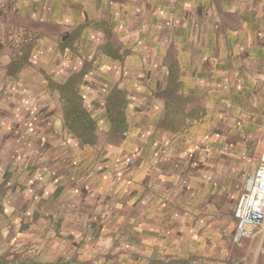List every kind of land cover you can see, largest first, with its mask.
Masks as SVG:
<instances>
[{"label":"crops","instance_id":"crops-1","mask_svg":"<svg viewBox=\"0 0 264 264\" xmlns=\"http://www.w3.org/2000/svg\"><path fill=\"white\" fill-rule=\"evenodd\" d=\"M10 2L0 0L3 5ZM12 7L15 15L8 24L27 28L34 40L22 46L20 55L10 47L0 49V110L22 112L17 122L0 118V123L12 121L20 128L25 125L20 117L28 111L46 109L49 115L40 125H49L50 141L64 148L56 149L55 159H74L68 145L73 144L74 117L78 111H90L91 100L101 94L98 83L86 88L87 73L97 69L101 71L98 79L110 80L105 77L106 69L112 72L122 63H128L134 79L145 72L148 78L160 80L161 93L182 97V112H199L197 119L185 121L183 131L192 126L197 130L204 109L215 107L209 95H214L220 84L227 87L231 112L226 119V141L231 169H238L234 160L239 162L247 149L251 150L245 146L247 134L250 145L257 140L264 147V0H14ZM111 18L113 39L105 37ZM97 31L100 37L90 41L89 33ZM144 86L148 90V85ZM230 87L240 89L234 92ZM202 94L209 100H203ZM101 102L105 105L102 111L112 109L113 99ZM256 104L257 113L253 114ZM167 105L165 100L151 105L144 119H136L139 124H130L132 145L141 141L143 131L147 138L150 132L160 131L164 112L170 109ZM245 110L251 112V119L244 117ZM107 124L114 127L110 120ZM58 128L62 132L56 135ZM102 136L106 133L99 134L101 144L106 141ZM13 139L15 142L7 141L5 135L2 141L11 145L0 147V264H45L40 249H27L29 240L35 242L40 237L34 231L29 236L25 227L27 221L36 220L27 213L36 214L41 204L35 195L41 188L30 181L35 180L31 174L41 180L44 173L40 159L30 170L24 169L19 160L25 154L19 150L24 134ZM144 165L137 163V174L144 172ZM69 167V172L73 171V162ZM65 170L62 175L68 173L67 167ZM233 211L234 207L225 209L221 221L216 217L203 227L196 214L186 217L183 207L177 227H167V242L156 251L159 260L164 264H264L260 252L264 229L234 242ZM144 250L145 262L138 263H153L155 250Z\"/></svg>","mask_w":264,"mask_h":264},{"label":"rangeland","instance_id":"rangeland-1","mask_svg":"<svg viewBox=\"0 0 264 264\" xmlns=\"http://www.w3.org/2000/svg\"><path fill=\"white\" fill-rule=\"evenodd\" d=\"M13 4L14 0L10 5L0 3V49L10 47L14 54L20 55L10 42L5 43L1 38V32L10 34L15 28L22 27L8 24V19L15 15ZM111 22L112 18L105 37L113 39L115 33ZM97 32L89 33L90 41L100 37L101 33ZM28 36L27 43H30L34 36L29 31ZM89 58L92 62V55ZM111 71H105V77H110L111 82L98 79L97 74L101 71L97 69L85 76L86 88L91 89L93 83H98L101 94L91 100L90 111H78L74 117L73 144H68L74 151V159H55L56 149L64 148L50 141L53 134L49 135V125H40L49 115L46 109L28 111L20 117L25 124L20 128L13 126L22 113L20 110H0V118L13 120L7 125L0 123V147L11 145L2 141L5 135L7 141L15 142L13 137L24 134L25 139L19 147L26 154L19 156L26 166L24 169L30 170L37 159L41 162L44 173L41 180L33 173L31 177L35 180H30L41 188L35 192L36 200L40 199L41 204L37 205L36 214L27 213L36 220L27 221L25 227L29 236L34 231L40 237L35 242L33 238L29 240L27 249H40L45 264H137L145 262L144 249L147 248L148 252L155 250L151 264H164L156 251L167 242V227H177L180 210L185 207L186 215L196 214L203 227L210 221L213 223L216 217L218 222L221 221L224 210L235 207L246 176L255 169L264 149L257 140L250 145L247 134L245 146L251 150L247 149L239 162L234 160L238 169H231L226 141V119L231 112L227 87L220 84L215 87L217 92L209 95L213 96L215 107L204 109L198 129L192 126L183 131L185 121L191 122L195 116L197 119L199 112H182V97L161 93L160 80L148 78L145 72L135 76L139 79H134L128 63L117 64ZM144 84L148 85V90L144 89ZM239 89L229 88L234 92ZM209 96L202 94L203 100H209ZM102 100L108 101L112 109L102 111L105 106ZM162 100L170 109L164 112L160 131L150 132L148 138L143 131L141 141L138 139V144L132 145L130 131L133 126L130 124H139L136 119H144L149 107ZM257 106L254 105L253 114L257 113ZM7 112L10 115H6ZM250 113L245 110V116L241 115L251 119ZM108 120L114 127L106 125ZM56 130V135L62 132L60 128ZM100 133H106L102 136L106 139L102 144ZM229 145L231 147V143ZM71 162L73 171L69 172ZM137 163H145L141 174H137ZM66 167L68 173L62 175ZM54 172L58 175H52ZM50 180L57 183H50ZM138 253L141 256H136Z\"/></svg>","mask_w":264,"mask_h":264},{"label":"built area","instance_id":"built-area-1","mask_svg":"<svg viewBox=\"0 0 264 264\" xmlns=\"http://www.w3.org/2000/svg\"><path fill=\"white\" fill-rule=\"evenodd\" d=\"M1 38L5 43L10 42L19 53L22 46L30 40L28 31L23 27L15 28L10 34L1 32ZM233 217L235 220L232 236L234 242L254 237L264 229V149L258 167L246 176L234 207ZM260 252L264 254V245L261 246Z\"/></svg>","mask_w":264,"mask_h":264}]
</instances>
